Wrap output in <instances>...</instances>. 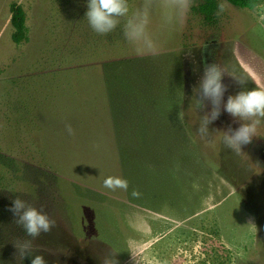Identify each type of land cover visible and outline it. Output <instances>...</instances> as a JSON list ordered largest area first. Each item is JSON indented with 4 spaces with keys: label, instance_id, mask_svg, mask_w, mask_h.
<instances>
[{
    "label": "rangeland",
    "instance_id": "obj_1",
    "mask_svg": "<svg viewBox=\"0 0 264 264\" xmlns=\"http://www.w3.org/2000/svg\"><path fill=\"white\" fill-rule=\"evenodd\" d=\"M218 1L215 24L189 10L170 26L154 12L157 53L141 56L123 20L91 29L87 0H0V189L56 221L33 240L46 264H264V119L235 153L216 130L240 122L222 110L201 138L211 106L197 112L193 95L211 63L228 73L225 102L264 89V0ZM12 2L26 15L20 44ZM108 176L128 190L105 188Z\"/></svg>",
    "mask_w": 264,
    "mask_h": 264
},
{
    "label": "clouds",
    "instance_id": "obj_2",
    "mask_svg": "<svg viewBox=\"0 0 264 264\" xmlns=\"http://www.w3.org/2000/svg\"><path fill=\"white\" fill-rule=\"evenodd\" d=\"M192 4L193 0H140L139 5L132 10L129 0H87L85 17L91 29L99 35L112 33L123 20V37L134 47L137 55H155L157 48L148 32L153 13L158 12L165 25L180 27ZM224 8L225 5L221 3L217 14L223 12ZM225 73L227 71L218 63L206 64L202 77L193 87L195 110L198 112L211 106L210 111H204L203 115H200L197 132L201 138H209L212 132L209 125L219 118L222 110L226 111L235 121L240 122L239 127L216 131L222 132L225 147L240 153L242 146L250 144L253 138L257 137V125L264 119V89L244 88L235 95H229L225 102L224 94L228 87L223 83ZM232 77L238 85L247 83L245 79ZM65 128L69 135H74L70 124H66ZM103 186L113 191H127L129 184L120 176H108L104 179ZM132 195L139 196V192L133 190ZM9 211L12 212L15 223L32 238L13 242L16 250L14 257L19 256L22 264L25 258H29L31 264H46L42 255L33 254V240L42 233L51 232L56 226V221L18 196L12 200ZM106 264L112 262L106 261Z\"/></svg>",
    "mask_w": 264,
    "mask_h": 264
},
{
    "label": "trees",
    "instance_id": "obj_3",
    "mask_svg": "<svg viewBox=\"0 0 264 264\" xmlns=\"http://www.w3.org/2000/svg\"><path fill=\"white\" fill-rule=\"evenodd\" d=\"M195 4L190 10L202 16L207 24H215L218 19V0H194ZM228 3L247 9H255L262 0H226ZM10 25L12 27L11 40L15 44L27 41L26 15L22 6L12 2L9 5ZM10 204L5 202L0 189V264H22L19 256L14 257L15 248L13 242L32 238L27 236L23 228L15 223L14 216L9 211ZM13 245V246H12ZM36 255L35 253H33ZM23 264H31L29 258H25Z\"/></svg>",
    "mask_w": 264,
    "mask_h": 264
}]
</instances>
